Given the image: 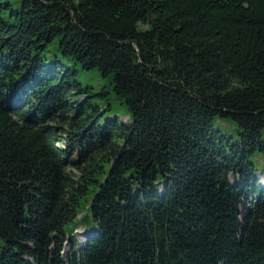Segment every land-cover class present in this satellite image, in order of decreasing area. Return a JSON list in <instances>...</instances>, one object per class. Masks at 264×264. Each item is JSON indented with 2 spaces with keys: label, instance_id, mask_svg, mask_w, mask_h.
Masks as SVG:
<instances>
[{
  "label": "trees",
  "instance_id": "trees-1",
  "mask_svg": "<svg viewBox=\"0 0 264 264\" xmlns=\"http://www.w3.org/2000/svg\"><path fill=\"white\" fill-rule=\"evenodd\" d=\"M262 151L264 0H0V264H264Z\"/></svg>",
  "mask_w": 264,
  "mask_h": 264
},
{
  "label": "rangeland",
  "instance_id": "rangeland-1",
  "mask_svg": "<svg viewBox=\"0 0 264 264\" xmlns=\"http://www.w3.org/2000/svg\"><path fill=\"white\" fill-rule=\"evenodd\" d=\"M77 70L76 78L83 86H91V91L97 94H101L103 89L106 90L104 86L108 85V81L96 69L87 70L78 65ZM106 97H108V99H106ZM89 100L92 105L99 106L100 110H104V119L117 116L120 121L130 122L126 108L112 95H95ZM213 125L215 128L220 129L226 136L230 137L231 141L237 140L238 128L236 124L230 119L217 118L213 121ZM249 158L257 169L255 176L258 180V183L264 186V151L250 155ZM96 187V185L90 186L89 192L80 199L79 206L77 208L78 214L75 220L65 225V230L67 233L72 231L74 232L73 237L78 244L83 243L86 239L85 231H91L93 227L90 210L87 206L93 194V190L96 189ZM74 228L75 231L73 230ZM64 249H68L67 244L64 246Z\"/></svg>",
  "mask_w": 264,
  "mask_h": 264
}]
</instances>
